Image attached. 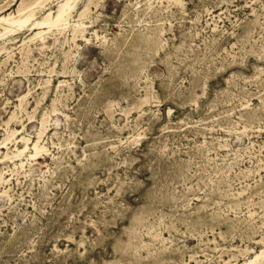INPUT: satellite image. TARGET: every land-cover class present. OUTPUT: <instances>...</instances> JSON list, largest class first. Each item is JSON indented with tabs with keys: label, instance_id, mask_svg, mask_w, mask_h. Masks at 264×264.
<instances>
[{
	"label": "rangeland",
	"instance_id": "obj_1",
	"mask_svg": "<svg viewBox=\"0 0 264 264\" xmlns=\"http://www.w3.org/2000/svg\"><path fill=\"white\" fill-rule=\"evenodd\" d=\"M22 1L32 2L0 0V16ZM89 1H76L72 22ZM80 21L88 41L75 43L67 30L40 41L38 30L1 37L0 27V140L7 129L36 140L49 116V153L25 168L0 161V264L254 257L264 247V0H94Z\"/></svg>",
	"mask_w": 264,
	"mask_h": 264
},
{
	"label": "bare ground",
	"instance_id": "obj_2",
	"mask_svg": "<svg viewBox=\"0 0 264 264\" xmlns=\"http://www.w3.org/2000/svg\"><path fill=\"white\" fill-rule=\"evenodd\" d=\"M50 1L52 0H34V1L32 0V2L29 3H25L22 1L21 4L18 6L16 12L9 13L4 16H0V27L4 31L1 37H4L9 34H13L18 30L22 31V29L27 28L29 31L38 30V32L32 35L31 40L39 39L40 41H44L46 34L44 30L47 29V33H49V31H51L53 28H57L60 31H66V30L69 31L73 37L72 41L74 43L76 42L78 37L80 38L82 37L83 40L88 41V39L85 38L87 26L85 25L84 22H81L80 19L86 16L87 14H89L90 5L92 4V1L94 2V0H90V1L88 0L89 2L88 4L86 3L87 5L85 6V9L81 11L80 14L78 15L79 17L78 21L72 22V20L74 19L73 14L76 12L77 9L75 3L78 0H64L62 2H59L58 8L55 13L54 12L52 13V11H48L47 13H45V15L41 20H37L36 19V12L38 11L37 9H44L45 5ZM19 71H21V69ZM24 100L25 97L21 99V103ZM48 118L49 116L47 115L42 117L40 121L41 130L36 135L37 139L33 141L25 136L21 137V139L18 141L16 135L19 132L16 130L7 129L6 137L3 140H0V147L1 146L8 147V143L13 141L14 143H23V147L21 146L22 148H20L16 146L12 152L9 149L7 153L2 157V159H0V161H9L12 162L13 165L16 167L18 166L24 167V165L27 164L29 160L39 159L43 155L49 153L47 147L43 144L42 141L43 134L46 133V129H47L46 125H48ZM11 120L12 117L7 123L9 124ZM18 161L20 163L16 164V162ZM1 180H3L2 174H1ZM263 260H264V247L260 248L259 252L257 253L255 252L254 257L249 258L248 260L244 261L242 264H263Z\"/></svg>",
	"mask_w": 264,
	"mask_h": 264
}]
</instances>
